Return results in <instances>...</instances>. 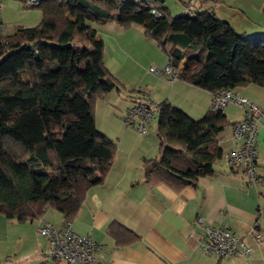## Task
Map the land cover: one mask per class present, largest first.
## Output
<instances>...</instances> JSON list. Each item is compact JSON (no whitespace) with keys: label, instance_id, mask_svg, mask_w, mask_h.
<instances>
[{"label":"trees","instance_id":"16d2710c","mask_svg":"<svg viewBox=\"0 0 264 264\" xmlns=\"http://www.w3.org/2000/svg\"><path fill=\"white\" fill-rule=\"evenodd\" d=\"M29 8L41 12L35 26L8 33L0 22V213L7 218L41 219L53 208L63 226L71 223L111 169L116 144L97 129L96 103L121 83L89 22L142 25L170 65L196 63L179 78L213 93L264 86V35L240 34L210 10L174 15L163 0H39ZM159 106V156L146 161V177L196 185L224 156L219 133L230 122L224 110L195 120L167 102ZM109 232L119 245L139 238L117 222Z\"/></svg>","mask_w":264,"mask_h":264},{"label":"crops","instance_id":"0c3cea01","mask_svg":"<svg viewBox=\"0 0 264 264\" xmlns=\"http://www.w3.org/2000/svg\"><path fill=\"white\" fill-rule=\"evenodd\" d=\"M187 3L188 0H163L170 13L172 8L182 11ZM192 8L196 13L214 12L245 36L264 35V0H198ZM40 20V10L19 0H0V22L6 32L13 33L18 26H35ZM90 24L104 41L105 65L121 83L119 89L96 103V111L101 104L108 113L110 127L100 131L116 144V153L104 182L88 191L82 208L71 221L72 228L89 234L96 242L99 264H264V243L256 245L251 256L219 258L209 254L202 246L205 230L198 223L202 217L207 224L227 227L245 236L257 222L264 235V114L257 135L261 182L250 184L242 171L231 169L224 156L196 185L180 188L164 180L148 181L146 161L159 156L158 120L144 135L122 124L124 113L140 99V91H148L158 104H172L195 120L210 110L213 92L182 78L166 80L165 84L147 70L138 73V59L142 56L170 63L164 50L144 31L142 35L134 33L139 36L136 39L116 21ZM140 42L147 47L141 53ZM195 65L186 58L173 68L181 74L185 67ZM234 91L264 111V86L251 83ZM238 108V114L224 109L230 122L219 133L224 153L237 145L233 128L243 118V110ZM114 126L118 130H112ZM44 221L62 227L64 215L49 208L41 219L20 221L0 213V264H65L48 255V242L38 231ZM113 222L134 231L139 238L126 245L117 244L109 232Z\"/></svg>","mask_w":264,"mask_h":264},{"label":"built area","instance_id":"2783aa9c","mask_svg":"<svg viewBox=\"0 0 264 264\" xmlns=\"http://www.w3.org/2000/svg\"><path fill=\"white\" fill-rule=\"evenodd\" d=\"M196 1L198 0H188L187 6L179 15H196L192 8ZM38 4L39 0L26 2L27 7H35ZM151 12L161 16V11L156 6H152ZM148 72L167 81H174L180 76L169 63L164 66L152 65ZM231 103L243 110V118L233 128V138L237 145L224 153V157L232 170L242 171L250 184H257L262 181L257 169V135L264 111L257 103L233 89L214 92L210 110L223 111ZM159 113L160 106L149 92L140 91V99L128 108L123 120L126 126L144 135L149 132L152 123L158 120ZM198 223L205 230V238L202 241L204 250L219 258L233 255L251 256L255 246L264 243V235L258 230L257 222L245 236H240L227 227L207 224L202 217L198 219ZM38 231L48 242L49 257L64 261L65 264H99L95 256L98 248L96 242L89 234L76 232L71 223L67 222L61 228L53 223H46L40 226Z\"/></svg>","mask_w":264,"mask_h":264},{"label":"rangeland","instance_id":"374dc122","mask_svg":"<svg viewBox=\"0 0 264 264\" xmlns=\"http://www.w3.org/2000/svg\"><path fill=\"white\" fill-rule=\"evenodd\" d=\"M172 14H174V15H176V14H178V13H180L181 11H177L176 10V8H172ZM93 23H97L98 24V22H96V21H92ZM90 23V22H89ZM98 27L99 26H101V25H97ZM133 28H127V31H129L128 33H130L131 34V36L133 35L136 39L139 37L138 35H136V34H134V33H138V34H140V35H142V33H143V31H144V29H143V26L142 25H140V24H134L133 26H132ZM134 38V39H135ZM138 41V40H137ZM143 43L144 42H140L139 44H138V46H139V52L141 53L143 50H146L147 49V47L145 46V45H143ZM109 56V55H108ZM108 58V57H107ZM139 61V63L138 64H140V66H138L136 69L138 70V73H139V71H142L143 73H145L146 72V70L148 71L149 70V67L150 66H152V65H157V66H164L165 64H166V60H165V63L164 62H155V61H151V59L147 56V57H145V56H142V57H140L139 59H138ZM153 76V75H152ZM154 76H156V75H154ZM163 79V83H167V81H166V79L165 78H162ZM164 81H166V82H164ZM168 85V84H167ZM238 89V88H237ZM225 109H227L228 110V112H230V114H233V113H235V114H238L239 112H240V110H239V108H238V106H234L233 104H230V105H228L227 106V108H225ZM96 117H98V121H97V129L98 130H102V128L104 129V128H106V127H110V125H109V116H108V113H107V111H106V109H104L103 108V106H101V104L98 106V108H97V111H96ZM122 120H123V118H122ZM124 121V120H123ZM122 123V122H121ZM123 125H124V127H125V123L123 122L122 123ZM117 127L116 126H114V128H112V130H114V129H116ZM116 130H118V129H116Z\"/></svg>","mask_w":264,"mask_h":264}]
</instances>
